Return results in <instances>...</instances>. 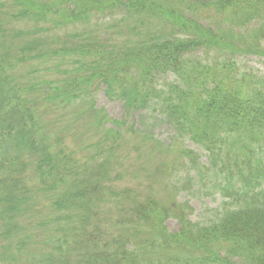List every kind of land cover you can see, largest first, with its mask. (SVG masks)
Instances as JSON below:
<instances>
[{
	"label": "trees",
	"instance_id": "trees-1",
	"mask_svg": "<svg viewBox=\"0 0 264 264\" xmlns=\"http://www.w3.org/2000/svg\"><path fill=\"white\" fill-rule=\"evenodd\" d=\"M250 56L264 57V0H0V259L264 264V75L240 65ZM205 174L221 215L194 221L177 194Z\"/></svg>",
	"mask_w": 264,
	"mask_h": 264
},
{
	"label": "rangeland",
	"instance_id": "rangeland-1",
	"mask_svg": "<svg viewBox=\"0 0 264 264\" xmlns=\"http://www.w3.org/2000/svg\"><path fill=\"white\" fill-rule=\"evenodd\" d=\"M112 18V17H111ZM79 30L75 31V33H78ZM240 65L247 69L248 71H254L261 75H264V57H257V56H250L240 59ZM96 95V102L98 106L104 107L105 111L113 118L121 119L124 118V106L123 103L120 100H111L109 99L104 91L97 89L95 92ZM86 116V115H82ZM79 124L81 122V127L84 131H88L89 129L84 125L85 119H74ZM137 120L138 116L134 115L130 118L128 122V127L130 124H134L137 127ZM157 130L159 133H161L163 138L172 137L174 134L170 130L167 124L160 123L157 126ZM94 132V130H93ZM88 135V139H94V141L97 140L98 136H95L94 133L91 131L86 133ZM100 136V135H99ZM68 142L71 144V146H63L65 148L72 147L75 144L79 143V139L77 136L73 135L71 137H68ZM191 143V142H190ZM191 148L196 151L200 156V161H203L202 163L207 164V160L205 157V152L196 146L195 144L191 143ZM83 152L80 151V154ZM120 186L123 185V183H119ZM129 185H134L133 183H130ZM214 184L211 180V178L205 174L204 175V181H194L189 179H183L182 184L179 186L178 190V198L181 202H186L192 207V211H190V216L194 221H207L211 214L215 216V214L221 215L220 207L222 205V200L220 199L218 193L215 191V188L213 187ZM161 195L164 194V192H160ZM167 225L171 231H175L178 229L179 225L178 222L174 218H169L167 220ZM1 245V243H0ZM0 250H3V248L0 246ZM38 255H41V252L38 253ZM20 259L22 261L29 260V264L33 263L32 255L30 253H22L19 255ZM8 260L6 259H0V264H6Z\"/></svg>",
	"mask_w": 264,
	"mask_h": 264
}]
</instances>
